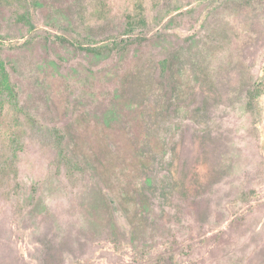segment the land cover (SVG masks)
<instances>
[{"label": "rangeland", "instance_id": "obj_1", "mask_svg": "<svg viewBox=\"0 0 264 264\" xmlns=\"http://www.w3.org/2000/svg\"><path fill=\"white\" fill-rule=\"evenodd\" d=\"M0 63V264H264V0H0Z\"/></svg>", "mask_w": 264, "mask_h": 264}, {"label": "trees", "instance_id": "obj_2", "mask_svg": "<svg viewBox=\"0 0 264 264\" xmlns=\"http://www.w3.org/2000/svg\"><path fill=\"white\" fill-rule=\"evenodd\" d=\"M91 51L90 49H86ZM6 82V73L4 71L2 63H0V99H4L8 96V89L5 85ZM264 94V83L255 87L253 90V96L255 98H259L261 95Z\"/></svg>", "mask_w": 264, "mask_h": 264}]
</instances>
